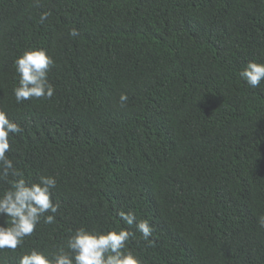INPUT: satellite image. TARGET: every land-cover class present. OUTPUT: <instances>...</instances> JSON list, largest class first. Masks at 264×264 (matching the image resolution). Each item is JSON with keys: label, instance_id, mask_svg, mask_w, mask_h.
I'll use <instances>...</instances> for the list:
<instances>
[{"label": "trees", "instance_id": "16d2710c", "mask_svg": "<svg viewBox=\"0 0 264 264\" xmlns=\"http://www.w3.org/2000/svg\"><path fill=\"white\" fill-rule=\"evenodd\" d=\"M29 48L54 58L55 91L17 104ZM249 61L264 62V0H0V109L22 128L6 155L26 180L55 176L60 204L0 264L51 257L79 227L127 228L120 211L154 229H131L142 264H264V80L239 77Z\"/></svg>", "mask_w": 264, "mask_h": 264}, {"label": "clouds", "instance_id": "9594fccd", "mask_svg": "<svg viewBox=\"0 0 264 264\" xmlns=\"http://www.w3.org/2000/svg\"><path fill=\"white\" fill-rule=\"evenodd\" d=\"M49 15L42 13L40 22L43 23ZM78 35L76 28L69 31L71 37ZM13 65L19 76L18 86L12 93L17 104L53 97L55 90L48 73L55 67V60L46 49H26ZM239 77L251 88L259 87L264 80V62H247L239 71ZM119 101L121 108L126 107L128 96L122 93ZM21 132V126L0 109V184L8 185L0 191V217L8 218L0 224V250L22 248L25 238L32 236L41 221L46 225L55 223L60 209L59 202L52 200L56 177L40 174L35 182L26 180L24 172L6 155L10 150V134ZM118 216L127 228L89 230L79 227L67 237L66 248L59 247L51 257L36 248L24 251L19 264H142L139 256L128 247L129 240L135 235L131 229L135 228L145 241L153 235L154 229L148 220H138L133 211H120ZM258 224L264 228V215L258 218Z\"/></svg>", "mask_w": 264, "mask_h": 264}]
</instances>
